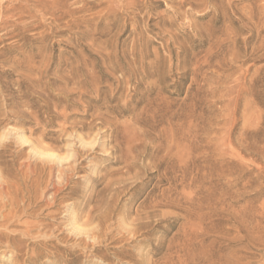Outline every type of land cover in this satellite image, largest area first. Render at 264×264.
<instances>
[{"label": "rangeland", "instance_id": "1", "mask_svg": "<svg viewBox=\"0 0 264 264\" xmlns=\"http://www.w3.org/2000/svg\"><path fill=\"white\" fill-rule=\"evenodd\" d=\"M0 184V264H264V0H0Z\"/></svg>", "mask_w": 264, "mask_h": 264}, {"label": "bare ground", "instance_id": "2", "mask_svg": "<svg viewBox=\"0 0 264 264\" xmlns=\"http://www.w3.org/2000/svg\"><path fill=\"white\" fill-rule=\"evenodd\" d=\"M19 1V0H18ZM40 1V0H39ZM58 2V1H57ZM55 5V4H54ZM17 6V5H16ZM35 6V5H34ZM21 8V7H20ZM19 8V9H20ZM2 10V9H1ZM31 10V9H30ZM20 12V11H19ZM15 19V18H14ZM17 19V18H16ZM60 20V19H59ZM31 58V57H30ZM77 69V68H76ZM145 70V69H144ZM133 76V75H132ZM8 138V137H7ZM18 139L21 141V143L22 144H25V143H27V140L23 137V136H21V135H18ZM84 145H93V143L91 142V143H85ZM33 154L34 155H38V156H40L41 158H45L46 160L48 159V160H52V161H58V162H60V163H62L63 161H65L66 160V158H63V157H60V156H58V155H56V154H53V153H45V152H39V151H36V150H34L33 151ZM4 181V180H3ZM1 185V184H0ZM159 195V194H158ZM1 204H3V203H1ZM170 208V207H169ZM90 219V218H89ZM74 224H75V226L73 227V230L76 232V233H78V234H83V233H85L86 235H88V231H87V229L86 228H84L82 225H79L78 224V222L77 221H75L74 220ZM85 236V235H84ZM2 237H4V235L2 236ZM6 237V236H5ZM100 237V236H99ZM11 240V239H10ZM5 241V240H4ZM7 242V241H6ZM9 243V242H8ZM14 243V242H13ZM12 243V244H13ZM2 244V243H1ZM4 244V243H3ZM10 244V243H9ZM11 248V247H10ZM9 247L7 248V249H5V250H9V252L8 253H6L5 252V250H4V256H5V258L7 257V255H9V258H11L12 259V257H13V252L11 251V249H10ZM13 250V249H12ZM4 257H3V259H5Z\"/></svg>", "mask_w": 264, "mask_h": 264}]
</instances>
